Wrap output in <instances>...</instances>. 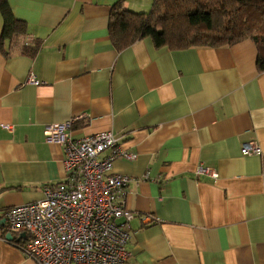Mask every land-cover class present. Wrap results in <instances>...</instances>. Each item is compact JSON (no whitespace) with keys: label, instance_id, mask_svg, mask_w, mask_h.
I'll list each match as a JSON object with an SVG mask.
<instances>
[{"label":"crops","instance_id":"0c3cea01","mask_svg":"<svg viewBox=\"0 0 264 264\" xmlns=\"http://www.w3.org/2000/svg\"><path fill=\"white\" fill-rule=\"evenodd\" d=\"M118 1L7 0L27 23L25 43L37 47L9 52L7 39L0 48V264H37L4 212L65 180L63 148L46 142L44 129L82 112L88 118L74 122L75 137L111 130L137 155L113 164L132 178L123 196L134 212L125 264H264L256 45L171 49L146 37L119 49L109 28ZM121 1L146 13L154 0ZM250 141L261 154L242 153ZM200 165L219 176L198 173Z\"/></svg>","mask_w":264,"mask_h":264},{"label":"built area","instance_id":"2783aa9c","mask_svg":"<svg viewBox=\"0 0 264 264\" xmlns=\"http://www.w3.org/2000/svg\"><path fill=\"white\" fill-rule=\"evenodd\" d=\"M29 81L40 82L34 75ZM87 118L82 112L45 126V141L63 148L65 180L46 184L43 198L4 212L5 225L22 234L23 249L37 264H125L130 254L134 212L124 205L123 196L132 178L114 172L113 164L119 157L133 160L137 155L124 150L111 130L75 137L74 122ZM5 127L12 129L11 124ZM241 151L258 155L261 147L250 141ZM197 172L219 176L205 165Z\"/></svg>","mask_w":264,"mask_h":264},{"label":"trees","instance_id":"16d2710c","mask_svg":"<svg viewBox=\"0 0 264 264\" xmlns=\"http://www.w3.org/2000/svg\"><path fill=\"white\" fill-rule=\"evenodd\" d=\"M3 26L0 48L8 39L9 52L33 54L24 38L27 23L15 17L7 0H0ZM110 33L117 48L150 37L158 47L184 49L197 45L234 44L251 39L257 47V67L264 71V0H154L149 12L138 13L115 3Z\"/></svg>","mask_w":264,"mask_h":264},{"label":"water","instance_id":"95a60500","mask_svg":"<svg viewBox=\"0 0 264 264\" xmlns=\"http://www.w3.org/2000/svg\"><path fill=\"white\" fill-rule=\"evenodd\" d=\"M13 236H11V233H10V236H7V239L8 240H11Z\"/></svg>","mask_w":264,"mask_h":264}]
</instances>
